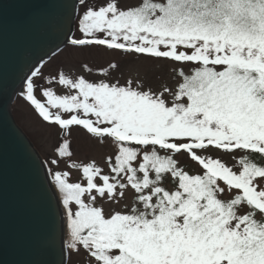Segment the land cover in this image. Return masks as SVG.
<instances>
[{
  "label": "snow or ice",
  "instance_id": "6c2138e0",
  "mask_svg": "<svg viewBox=\"0 0 264 264\" xmlns=\"http://www.w3.org/2000/svg\"><path fill=\"white\" fill-rule=\"evenodd\" d=\"M79 4L82 38L72 46L168 60L173 82L154 90L59 73L74 94L44 88L45 104L27 80L22 94L43 120L82 126L115 148L108 174L95 162L82 166L86 183L54 174L67 247L87 264H264V0ZM68 149L64 140L58 150ZM212 152L244 153L240 170ZM181 156L202 171L190 174Z\"/></svg>",
  "mask_w": 264,
  "mask_h": 264
},
{
  "label": "water",
  "instance_id": "95a60500",
  "mask_svg": "<svg viewBox=\"0 0 264 264\" xmlns=\"http://www.w3.org/2000/svg\"><path fill=\"white\" fill-rule=\"evenodd\" d=\"M79 0H0V264H67L62 203L12 111L32 72L72 39Z\"/></svg>",
  "mask_w": 264,
  "mask_h": 264
},
{
  "label": "rangeland",
  "instance_id": "374dc122",
  "mask_svg": "<svg viewBox=\"0 0 264 264\" xmlns=\"http://www.w3.org/2000/svg\"><path fill=\"white\" fill-rule=\"evenodd\" d=\"M96 3L98 0H91ZM135 2V0H129ZM83 9L78 6L77 17L75 20L73 37L82 38L78 30V20ZM103 35V34H98ZM115 64L116 67H112ZM171 62L168 60L150 59L145 55L127 54L119 50H109L106 47H75L69 42L60 51L47 59L35 71L40 75L31 79L34 82V95L41 102L46 104V97L43 95L44 88L51 87L57 95L74 94L72 90L58 84L59 73L67 75L69 78H78L84 76L89 81L106 80L114 82L119 80L123 84L126 80L133 82L139 80L145 85H150L154 90L163 82L172 83L173 73L171 72ZM22 93H26V85ZM53 112L58 109H50ZM12 111L19 125L24 129L32 142L35 144L43 158L45 159L52 180L57 189L62 203L64 222H65V244L70 240V229L67 224V217L63 205V193L59 191L58 185L54 181L56 172L69 173L68 180L71 183H86L83 178L82 166L95 162L97 166L103 169L105 174L109 173V164L107 157L115 151L113 141L105 137H97L89 134L82 126H71L68 129H61L43 120L35 106L27 99L25 94H17L13 104ZM64 118L70 114L61 112ZM69 142L70 156H61L59 148L63 141ZM241 152L225 154L223 152H212L214 158H220L222 162L232 166L234 170L239 171V158ZM181 165L192 172L202 171L201 166L195 162L179 157ZM101 181L97 179V183ZM126 201H121L119 205L115 203L106 204L107 207L122 208ZM75 210V207H74ZM75 250L67 247V264H87V256L81 250L77 256Z\"/></svg>",
  "mask_w": 264,
  "mask_h": 264
},
{
  "label": "trees",
  "instance_id": "16d2710c",
  "mask_svg": "<svg viewBox=\"0 0 264 264\" xmlns=\"http://www.w3.org/2000/svg\"><path fill=\"white\" fill-rule=\"evenodd\" d=\"M242 155H244V153H242L240 156H242ZM257 159L258 160H260V162H262V163H264V159H262V158H259V157H257ZM185 170H187V171H189L190 172V174H198V173H200V172H192L191 170H189V169H186L185 168Z\"/></svg>",
  "mask_w": 264,
  "mask_h": 264
},
{
  "label": "bare ground",
  "instance_id": "6f19581e",
  "mask_svg": "<svg viewBox=\"0 0 264 264\" xmlns=\"http://www.w3.org/2000/svg\"><path fill=\"white\" fill-rule=\"evenodd\" d=\"M58 193V192H57Z\"/></svg>",
  "mask_w": 264,
  "mask_h": 264
}]
</instances>
